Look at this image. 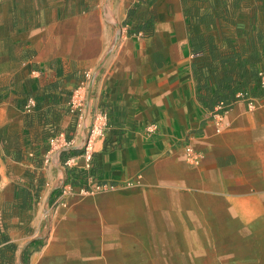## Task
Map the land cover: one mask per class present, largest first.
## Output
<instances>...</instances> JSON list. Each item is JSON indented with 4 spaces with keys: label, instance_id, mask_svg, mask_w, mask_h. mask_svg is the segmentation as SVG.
<instances>
[{
    "label": "crops",
    "instance_id": "0c3cea01",
    "mask_svg": "<svg viewBox=\"0 0 264 264\" xmlns=\"http://www.w3.org/2000/svg\"><path fill=\"white\" fill-rule=\"evenodd\" d=\"M207 35L242 52L247 73L264 71V0H0V249L13 244L20 259L36 242L29 264H126L130 251L162 264H264L253 259L264 254V96L254 111L241 101L207 111L195 74ZM99 110L110 130L87 170ZM54 133L72 142L51 152ZM71 168L110 193L48 219ZM20 188L31 211L17 207Z\"/></svg>",
    "mask_w": 264,
    "mask_h": 264
},
{
    "label": "trees",
    "instance_id": "16d2710c",
    "mask_svg": "<svg viewBox=\"0 0 264 264\" xmlns=\"http://www.w3.org/2000/svg\"><path fill=\"white\" fill-rule=\"evenodd\" d=\"M132 15L134 16V11L131 10L129 16ZM209 25L213 26L214 23H210ZM198 40L199 43L196 48V53L201 58L199 63L195 64V74L199 100L208 112L213 115L229 112L235 103L239 101L238 95L240 93L248 95L253 99L264 96V92L259 87L260 72L254 69L247 73L245 70L246 65L241 61L242 52H237L236 50L231 52L230 46L226 49L220 47L215 37L211 35L198 37ZM30 99L36 101V107L28 113L26 107ZM22 107L24 112L31 114L38 110L39 104L34 97H31ZM58 136L59 134L54 133L51 139ZM66 138L68 143L72 142L71 137L67 136ZM65 165L67 166V162ZM89 177V173L86 170L69 169L67 180L57 192L55 191L56 193H52L51 200L55 203L61 198L67 186L89 191L90 189L87 184ZM40 192V190L38 192L36 191V196L39 197ZM16 198L19 202L17 205L18 209L25 211H31L33 209L34 196L31 191L21 188L17 189ZM2 233L0 230V245L9 243V239ZM36 247V242H32L26 246L21 255L23 264H29L30 257L33 254L32 248ZM17 250V247L13 244H8L7 247L5 246L3 249H0V264H14Z\"/></svg>",
    "mask_w": 264,
    "mask_h": 264
},
{
    "label": "built area",
    "instance_id": "2783aa9c",
    "mask_svg": "<svg viewBox=\"0 0 264 264\" xmlns=\"http://www.w3.org/2000/svg\"><path fill=\"white\" fill-rule=\"evenodd\" d=\"M259 87L264 91V71H262L259 74ZM238 99L239 101L244 102L247 105L249 111H254L257 107L258 100L253 99L248 95L240 93L238 95ZM263 101H264V98H263ZM35 107H36V101L34 99H30L27 104L26 111L30 113L31 111H33ZM109 130H110V124H109L108 113L103 110L96 111L94 115V123L89 131L86 143L83 146V150L85 152L84 154H85V157L88 163L87 170H91V162L93 159L94 147H95L96 142L98 140L106 141ZM218 132H221V130L219 129ZM61 139L65 141L64 143H66V145L68 144V142H66L65 134H62L56 138H52L50 141L51 152L60 148ZM185 152H186L187 162L191 166H194V167L201 166L204 160V156L200 151H198L194 147V145L187 144L185 146ZM74 162H75L74 159L69 161L67 163V166L70 167L71 165H73ZM92 181H93L92 178H90L88 182V187L90 189L89 191L85 189H81V190L84 192H108L109 191V189L106 188L105 186L94 185Z\"/></svg>",
    "mask_w": 264,
    "mask_h": 264
},
{
    "label": "rangeland",
    "instance_id": "374dc122",
    "mask_svg": "<svg viewBox=\"0 0 264 264\" xmlns=\"http://www.w3.org/2000/svg\"><path fill=\"white\" fill-rule=\"evenodd\" d=\"M208 32L209 33L217 32V30L216 29L209 30ZM111 192H113V191H111ZM109 193L110 192H84L81 189H74L73 187H66L64 189V193H63V196L61 197L60 202H58V204L55 207H53V209L51 208V211H50L51 217L48 219H51L52 217H54V215H57L59 209H62L65 211H70L73 208L72 205H73V202L75 200L97 197V196L105 195V194H109ZM45 225H46V229H47L46 233L48 231V234H47V236H48L49 233L53 230L52 220H48V222H45ZM27 233L30 234V236H34L35 230L29 229L27 231ZM130 252H127V253L125 252L126 264H162L161 260H159L160 255H159V257L157 255V259H158V262H157V261H155V255H153V254L144 253V254L133 255ZM134 256H136L137 259L139 258L140 262L138 260L134 261L133 260L135 258ZM68 258H71L70 255L68 256ZM253 259H254V261L259 260V261H262L264 263V254L255 255ZM18 261L21 264H23L21 258L19 259L17 254H16L14 264H19Z\"/></svg>",
    "mask_w": 264,
    "mask_h": 264
},
{
    "label": "bare ground",
    "instance_id": "6f19581e",
    "mask_svg": "<svg viewBox=\"0 0 264 264\" xmlns=\"http://www.w3.org/2000/svg\"><path fill=\"white\" fill-rule=\"evenodd\" d=\"M61 243V242H60ZM57 254H59V253H57ZM63 255V254H62ZM59 257V256H58ZM60 258V257H59ZM54 259V258H53ZM53 259H52V262L51 263H53ZM56 259H58V258H56ZM57 261V260H56ZM50 262V261H49ZM56 263H58V261L56 262Z\"/></svg>",
    "mask_w": 264,
    "mask_h": 264
}]
</instances>
